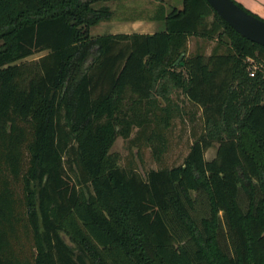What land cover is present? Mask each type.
Segmentation results:
<instances>
[{"label":"trees","instance_id":"trees-1","mask_svg":"<svg viewBox=\"0 0 264 264\" xmlns=\"http://www.w3.org/2000/svg\"><path fill=\"white\" fill-rule=\"evenodd\" d=\"M97 1L0 0V264H264V46L206 0L91 35ZM175 90L201 117L181 162L120 165L133 126L160 158Z\"/></svg>","mask_w":264,"mask_h":264},{"label":"rangeland","instance_id":"rangeland-1","mask_svg":"<svg viewBox=\"0 0 264 264\" xmlns=\"http://www.w3.org/2000/svg\"><path fill=\"white\" fill-rule=\"evenodd\" d=\"M117 1V2H116ZM162 8L168 10L170 7H180L181 0H162ZM121 3V7H119ZM137 0H106L97 1L93 5H107L113 6L118 12L129 15L130 6L135 5L136 8H146L152 6L151 4L138 3ZM241 3H244L243 1ZM127 4V5H126ZM132 4V5H131ZM242 5V4H241ZM245 7V6H243ZM246 8V7H245ZM135 9V8H134ZM130 13H134L131 11ZM107 25H103V21H99L90 27L89 32L91 35L102 34L108 31ZM152 31L159 30L163 26L160 19H153L149 23ZM214 40H202L197 36H189L187 38V50L193 51L196 46H200L207 53ZM45 50L33 52L27 55L24 59H33L44 53ZM182 57V55H181ZM180 57V58H181ZM251 64H255L253 61ZM172 98L179 106V111L170 119L169 125L163 131L165 137V146L160 158L155 159L151 153L150 147L144 140L143 135L136 136V128L133 126L127 137L116 135L109 151H114L118 155V163L120 165L132 164L140 173H144L147 169L158 168L161 166H170L180 163L185 155L188 145L193 136L196 135L201 129L200 108L194 103L186 99V97L178 90L171 93ZM215 144L207 147L204 151V157L209 159L213 156ZM239 199L244 204V196L239 192Z\"/></svg>","mask_w":264,"mask_h":264},{"label":"crops","instance_id":"crops-1","mask_svg":"<svg viewBox=\"0 0 264 264\" xmlns=\"http://www.w3.org/2000/svg\"><path fill=\"white\" fill-rule=\"evenodd\" d=\"M123 1V0H122ZM162 0H137L138 3L142 4H151L152 6H148L146 8H136L135 5L130 6L129 15L122 14V12L116 11L113 6H109L111 10L110 16L107 19L100 20L103 21V25H107L108 28L104 33H115V32H142V33H151L152 27L149 26V23L153 21V19H158L157 14L162 11H165L162 8ZM245 6L249 11L257 14L258 16L264 18V0H235ZM244 3H241V2ZM117 2V1H116ZM136 3V4H138ZM121 3H119V7H121ZM127 5V4H126ZM122 8V7H121ZM135 8V9H134ZM134 11V13H130ZM161 20V19H160ZM99 22V21H98ZM102 33V34H104Z\"/></svg>","mask_w":264,"mask_h":264},{"label":"water","instance_id":"water-1","mask_svg":"<svg viewBox=\"0 0 264 264\" xmlns=\"http://www.w3.org/2000/svg\"><path fill=\"white\" fill-rule=\"evenodd\" d=\"M211 8L236 32L264 46V20L243 9L233 0H206ZM182 53L174 60L176 63ZM182 64V61H179Z\"/></svg>","mask_w":264,"mask_h":264},{"label":"built area","instance_id":"built-area-1","mask_svg":"<svg viewBox=\"0 0 264 264\" xmlns=\"http://www.w3.org/2000/svg\"><path fill=\"white\" fill-rule=\"evenodd\" d=\"M253 73L252 67L249 68V74L251 75Z\"/></svg>","mask_w":264,"mask_h":264}]
</instances>
